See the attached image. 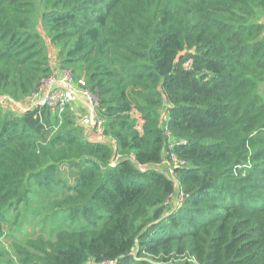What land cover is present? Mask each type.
<instances>
[{
	"label": "trees",
	"instance_id": "trees-1",
	"mask_svg": "<svg viewBox=\"0 0 264 264\" xmlns=\"http://www.w3.org/2000/svg\"><path fill=\"white\" fill-rule=\"evenodd\" d=\"M63 69L104 139L0 108V264H264V0H0V96ZM32 182L68 225L17 240Z\"/></svg>",
	"mask_w": 264,
	"mask_h": 264
},
{
	"label": "built area",
	"instance_id": "built-area-1",
	"mask_svg": "<svg viewBox=\"0 0 264 264\" xmlns=\"http://www.w3.org/2000/svg\"><path fill=\"white\" fill-rule=\"evenodd\" d=\"M188 66L189 63L185 64V67ZM82 85V80L74 81L70 71L56 70L41 81L35 92L19 102L7 96H0V108L7 110L14 105L21 115L31 112L40 113L42 109L47 108L52 113L60 115L68 108L71 109L74 101L80 100L83 103V112H75L76 125L82 127L84 131H90L103 137L104 121L99 117V97ZM131 116L136 120V129L140 132L143 124L140 114L133 110ZM166 164L164 163V165ZM182 198L183 195L176 200L177 204H174V208Z\"/></svg>",
	"mask_w": 264,
	"mask_h": 264
},
{
	"label": "rangeland",
	"instance_id": "rangeland-1",
	"mask_svg": "<svg viewBox=\"0 0 264 264\" xmlns=\"http://www.w3.org/2000/svg\"><path fill=\"white\" fill-rule=\"evenodd\" d=\"M263 89L264 87L262 88V91ZM92 134V132H89V135ZM59 173L67 184H72L75 182V172L70 170L68 167L61 166ZM32 188L35 190L34 194L31 196L30 203L27 206L20 207L18 215L19 217L15 223L16 225L12 224L6 227L8 234H14L17 240H21L23 238H35L39 235L47 236V234H49L53 228L68 225V221H62L63 219L61 218V212L53 214L51 210V202L67 194V192L64 189L55 187H52L51 190L48 187L40 189L34 182H32ZM178 197L179 196H176L174 198L173 204H177V201L175 200ZM14 215V213H10L8 215L9 222H12ZM8 228L15 231L10 229L8 230ZM8 242L9 241H4V244H1L3 248V254L12 256V253L9 251L10 249Z\"/></svg>",
	"mask_w": 264,
	"mask_h": 264
},
{
	"label": "crops",
	"instance_id": "crops-1",
	"mask_svg": "<svg viewBox=\"0 0 264 264\" xmlns=\"http://www.w3.org/2000/svg\"><path fill=\"white\" fill-rule=\"evenodd\" d=\"M74 114L75 112H83V103L80 100H76L72 103L71 109H70ZM85 136H87L88 139L96 142H100L104 139V137H100L97 134L93 133L92 135H89L90 131H84Z\"/></svg>",
	"mask_w": 264,
	"mask_h": 264
}]
</instances>
